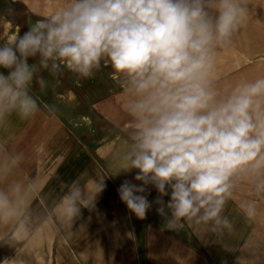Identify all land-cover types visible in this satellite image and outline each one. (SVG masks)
I'll return each instance as SVG.
<instances>
[{"label":"clouds","instance_id":"9594fccd","mask_svg":"<svg viewBox=\"0 0 264 264\" xmlns=\"http://www.w3.org/2000/svg\"><path fill=\"white\" fill-rule=\"evenodd\" d=\"M247 19L246 0H67L0 44V116L36 114L33 80L46 87L39 69L67 68L88 78L102 62L110 65L127 95L123 107L132 126L122 170H136L139 182L120 184L121 202L141 220L156 205L169 231L183 229L184 221L231 228L221 213L234 179L256 176L255 189L264 194V77L237 85L222 101L213 87L215 51ZM89 183L63 197L58 207L66 219L82 208L96 210L106 184L103 178ZM149 186L158 193L152 201ZM12 191L19 186L0 190V222L18 214ZM242 211L254 220L256 202ZM0 264L25 262L16 254Z\"/></svg>","mask_w":264,"mask_h":264},{"label":"crops","instance_id":"0c3cea01","mask_svg":"<svg viewBox=\"0 0 264 264\" xmlns=\"http://www.w3.org/2000/svg\"><path fill=\"white\" fill-rule=\"evenodd\" d=\"M27 27L3 23L0 44ZM36 76L46 81L42 88L34 79L30 89L39 105L36 114L27 120L0 116V190L19 186L11 193L18 214L0 222V236L7 226L10 233L21 223L35 227L40 208L27 249L58 243L50 264H264V254L254 246L256 221L245 218L239 202L221 213L231 228L219 225L216 231L212 221H184L179 231L162 229L156 205L145 219L136 218L121 202L120 184L112 173L113 160L122 151L114 148L112 129L98 122L97 100L82 93L81 77L67 68L57 73L39 69ZM85 83L96 85L90 78ZM100 178L106 188L97 197L96 210L82 208L81 214L66 219L58 207L63 197L73 186L90 188L89 182ZM47 206H54L51 213ZM57 224L66 233L64 239ZM242 224L248 237L243 250ZM24 227L15 233L21 236ZM66 241L73 243V251Z\"/></svg>","mask_w":264,"mask_h":264},{"label":"rangeland","instance_id":"374dc122","mask_svg":"<svg viewBox=\"0 0 264 264\" xmlns=\"http://www.w3.org/2000/svg\"><path fill=\"white\" fill-rule=\"evenodd\" d=\"M66 3L67 0H0V25L4 23L11 26H29L30 22L51 15L64 7ZM246 7L248 19L245 24L233 34L230 43L215 51L213 87L217 91L218 101L230 96L237 85L264 77V0H246ZM88 78L95 80L96 85L86 84L87 78L81 77L82 93L91 100H97V120L103 127L112 129L114 148L122 151L120 156L113 160L112 173L115 180L119 184L125 179L139 183L133 179L136 170L131 173H125L122 170L125 166L123 155L129 150L132 142L130 117L123 107L127 95L122 92L120 81L113 75L110 65L105 66L102 62L101 67ZM256 180V176L248 174H241L235 178L232 198L225 206L233 203L235 205L238 202L241 205H245L249 201L256 202V226L253 227L256 229L257 237L254 246L258 252L264 254V194L257 193ZM149 187L151 194L148 199L152 201L158 193L154 188ZM164 199L167 202L169 197L166 196ZM47 207L48 212L51 213L54 206ZM41 213L40 208L37 209L33 218L35 227L41 219ZM27 227H24L26 232L24 229L21 236L15 233L17 228L13 229L12 233L8 226L3 228L2 236H0V261L19 254L23 257L25 264H50L53 253L59 249L58 243L54 248L43 244L40 245V248L27 249L29 236L35 230V227L31 228L29 225ZM57 228L58 236L60 239H64L65 231L60 225ZM70 231H72L71 228ZM243 235L242 224V250L248 238ZM65 246L69 251L74 249L72 242L66 241Z\"/></svg>","mask_w":264,"mask_h":264}]
</instances>
